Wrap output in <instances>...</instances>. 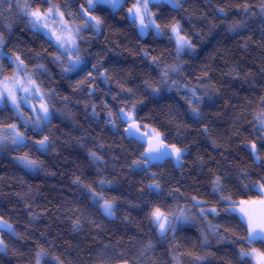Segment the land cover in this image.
Instances as JSON below:
<instances>
[{
	"label": "clouds",
	"instance_id": "obj_1",
	"mask_svg": "<svg viewBox=\"0 0 264 264\" xmlns=\"http://www.w3.org/2000/svg\"><path fill=\"white\" fill-rule=\"evenodd\" d=\"M0 264H264V0H0Z\"/></svg>",
	"mask_w": 264,
	"mask_h": 264
}]
</instances>
